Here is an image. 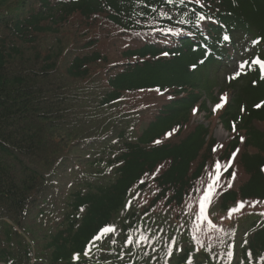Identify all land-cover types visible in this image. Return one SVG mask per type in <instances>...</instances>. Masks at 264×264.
Segmentation results:
<instances>
[{"label":"trees","instance_id":"obj_1","mask_svg":"<svg viewBox=\"0 0 264 264\" xmlns=\"http://www.w3.org/2000/svg\"><path fill=\"white\" fill-rule=\"evenodd\" d=\"M257 59L264 0H0V264H264Z\"/></svg>","mask_w":264,"mask_h":264},{"label":"snow or ice","instance_id":"obj_2","mask_svg":"<svg viewBox=\"0 0 264 264\" xmlns=\"http://www.w3.org/2000/svg\"><path fill=\"white\" fill-rule=\"evenodd\" d=\"M168 3H174L175 0H167ZM180 3H183L184 0H179ZM200 0H197V3H199ZM164 15H166V13H162ZM200 20H204V19H207V17L201 15L199 17ZM223 39L225 41L229 40L230 37L229 36H224ZM258 65H260L261 67H264V60H261V59H257L255 61ZM222 100H226V97H223L221 98ZM221 105H217V108H219ZM170 135V134H169ZM243 139V138H241ZM230 165L228 164H221L220 161H216L213 165V168H214V171H215V176L214 178L212 179V181L207 185L206 187V190L204 192V194L200 197V200H199V203H200V217L201 219H204L206 218L205 216V213H206V205L210 203L212 197L214 196L215 194V185L216 183H218L219 179H220V175H221V169H226L227 167H229ZM198 191V190H197ZM258 203V202H257ZM131 206V202H129L128 205H126V207H130ZM244 207V204L243 202L240 203L239 207L238 208H233L231 209L232 212H237L240 210V208H243ZM262 215H264V213H261ZM209 225L210 227H215V225L211 224V221H209ZM222 231V229H221ZM111 232H115V228L114 227H105L101 230V233L99 235H97L95 238H94V241L96 240H100L103 238L104 235L108 234V233H111ZM141 241H146V237H143L141 236ZM126 243L128 244H131L132 243V239L129 238ZM91 249L89 248L88 251L85 252V256H88L89 253H90ZM229 256H232V253H229ZM77 259H79V257L77 256L76 257Z\"/></svg>","mask_w":264,"mask_h":264},{"label":"rangeland","instance_id":"obj_3","mask_svg":"<svg viewBox=\"0 0 264 264\" xmlns=\"http://www.w3.org/2000/svg\"><path fill=\"white\" fill-rule=\"evenodd\" d=\"M242 66L238 65L234 71H233V75H238L240 73ZM228 99V96H225ZM226 101V100H224ZM210 109L215 112L217 109L215 105H211ZM218 115H214L210 121H207L205 119V115L203 113L200 114H196L193 118V122L192 125H197V124H205L206 126L208 125V127L213 131V137L216 139L217 142H221L224 143L228 140V138L230 137V134L228 132L225 131V128H223V126L220 123V120H218ZM256 127L264 132V123H257ZM250 153L255 154L256 150L254 149H250ZM208 219V218H206Z\"/></svg>","mask_w":264,"mask_h":264}]
</instances>
